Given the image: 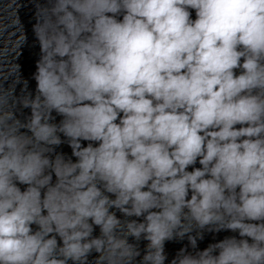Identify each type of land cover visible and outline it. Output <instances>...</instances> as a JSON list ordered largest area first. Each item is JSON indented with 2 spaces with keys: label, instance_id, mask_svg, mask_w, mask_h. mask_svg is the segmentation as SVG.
I'll return each instance as SVG.
<instances>
[{
  "label": "clouds",
  "instance_id": "clouds-1",
  "mask_svg": "<svg viewBox=\"0 0 264 264\" xmlns=\"http://www.w3.org/2000/svg\"><path fill=\"white\" fill-rule=\"evenodd\" d=\"M0 264H264V0H0Z\"/></svg>",
  "mask_w": 264,
  "mask_h": 264
}]
</instances>
